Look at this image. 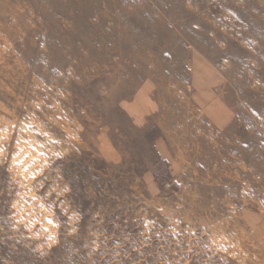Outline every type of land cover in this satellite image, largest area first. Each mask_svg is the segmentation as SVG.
<instances>
[{
    "label": "rangeland",
    "instance_id": "1",
    "mask_svg": "<svg viewBox=\"0 0 264 264\" xmlns=\"http://www.w3.org/2000/svg\"><path fill=\"white\" fill-rule=\"evenodd\" d=\"M263 197L264 0H0V264H264Z\"/></svg>",
    "mask_w": 264,
    "mask_h": 264
},
{
    "label": "crops",
    "instance_id": "2",
    "mask_svg": "<svg viewBox=\"0 0 264 264\" xmlns=\"http://www.w3.org/2000/svg\"><path fill=\"white\" fill-rule=\"evenodd\" d=\"M223 102L224 101L222 97L214 98L211 95L206 101V108L204 111L206 120H208V122L218 131L226 129L229 125L228 113L225 111L226 108L223 105ZM155 143L157 151L163 160H166L168 162L173 161V163L175 164L180 163V160H182V158L180 154L178 155L176 153L175 148L172 147L173 145H175V142H173V144L171 145L170 136L168 134L163 133L162 135L158 136L155 140ZM173 152H175L176 156Z\"/></svg>",
    "mask_w": 264,
    "mask_h": 264
},
{
    "label": "built area",
    "instance_id": "3",
    "mask_svg": "<svg viewBox=\"0 0 264 264\" xmlns=\"http://www.w3.org/2000/svg\"><path fill=\"white\" fill-rule=\"evenodd\" d=\"M262 201L264 202V197L262 198Z\"/></svg>",
    "mask_w": 264,
    "mask_h": 264
}]
</instances>
